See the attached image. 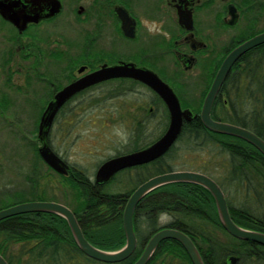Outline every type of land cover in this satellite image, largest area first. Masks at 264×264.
<instances>
[{"label":"flooded vegetation","instance_id":"obj_1","mask_svg":"<svg viewBox=\"0 0 264 264\" xmlns=\"http://www.w3.org/2000/svg\"><path fill=\"white\" fill-rule=\"evenodd\" d=\"M260 34L261 0H0V211L34 202L61 204L73 212L83 232L81 217L87 210L74 199L73 187L136 191L153 178L145 179L155 164L170 166L168 154L181 145L180 137L159 159L97 184L96 173L105 162L162 138L170 125L169 110L159 94L134 77L102 80L63 104L43 138L44 112L65 88L104 68L127 65L157 75L173 89L183 110L200 115L197 110L201 112L226 57ZM246 54L247 59L261 56V45ZM232 70L227 79L234 91L241 73ZM231 102L224 100L229 109ZM222 108L218 94L213 119ZM154 122L163 127L158 134ZM89 126L97 127L99 136H106L109 127L120 132L114 156L93 174L72 159L75 145L86 133L93 135ZM44 144L69 167L67 175L43 160ZM201 164L212 168V163ZM171 166V172L209 175L188 163ZM56 177L66 184L53 185ZM17 216L0 221V255L8 264H47L36 256L56 253L57 218L69 227L67 221L53 213ZM165 218L169 222L173 217L162 214L159 223Z\"/></svg>","mask_w":264,"mask_h":264},{"label":"trees","instance_id":"obj_2","mask_svg":"<svg viewBox=\"0 0 264 264\" xmlns=\"http://www.w3.org/2000/svg\"><path fill=\"white\" fill-rule=\"evenodd\" d=\"M261 12L264 13L263 8ZM247 55L232 70L241 73L239 89L231 90L230 78L223 84L219 93V104L223 108L214 120L247 128L264 139V45L261 46V56L247 59ZM226 99H232L230 109L224 103ZM197 112L200 113V109ZM180 143L168 154L170 166L155 164L153 173L145 179L171 172L174 169L171 165L176 162L188 163L195 170H206L210 176L212 171L201 163L211 164L212 157L224 156L225 162L216 167L221 179L211 178L224 191L232 219L244 228L264 233V214L261 215V206L264 207V156L241 139L210 132L200 118L185 124ZM183 148L198 156H185L182 160L175 154ZM204 151L209 155L206 159L202 158L201 152ZM77 190L75 197L87 210L81 217L85 238L102 250L121 249L126 244L123 229L125 203L134 189L123 193L103 192L95 186ZM231 190L235 193L233 197L243 196L242 203L234 204L229 196ZM165 213L173 218L165 226H160L159 217ZM134 218L138 247L129 259L116 264H135L143 254L146 242L163 228L177 229L190 236L205 264H230V257H236L237 264H264V247L229 235L220 223L212 195L199 185L180 183L158 188L139 203ZM57 221L60 235L56 239V253H41L36 259L41 258V262L47 264H108L87 257L78 248L65 221L60 217ZM148 264H192V261L178 241L165 240Z\"/></svg>","mask_w":264,"mask_h":264},{"label":"water","instance_id":"obj_3","mask_svg":"<svg viewBox=\"0 0 264 264\" xmlns=\"http://www.w3.org/2000/svg\"><path fill=\"white\" fill-rule=\"evenodd\" d=\"M260 45H264V32L241 44L226 57L205 98L200 115L195 114L191 110H183L181 102L173 89L163 83L157 75L140 69H130L127 65L115 66L104 68L61 91L44 112L40 133L41 135L43 134V138H45L62 105L82 89L102 80L117 77H134L150 86L165 101L170 114V125L162 138L149 148L130 155L110 159L101 165L96 173L97 184H107L119 171L154 161L165 155L182 134L185 122H191L198 116L205 128L210 132L241 139L255 147L264 156V139L247 128L227 122L217 121L211 116L213 104L232 68L248 51ZM43 140L45 141V139ZM40 154L43 160L58 173L63 175L68 174L69 167L65 165V163L55 155L46 144L40 149ZM180 183L199 185L210 192L216 205L220 223L229 235L238 240L253 242L264 247L263 232L244 228L234 222L230 214L226 195L221 186L210 176L193 171L171 172L158 175L143 183L136 191H134L128 199L123 214V229L126 236V244L116 251H106L92 245L85 238L73 212L61 204L34 202L16 205L0 211V221L26 213L57 214L67 221L78 248L87 257L102 263L116 264L129 259L137 249V237L134 229V213L138 204L148 194L158 188ZM165 240L178 241L189 255L192 264H205L203 257L193 240L186 233L171 228H164L157 232L149 240L143 254L135 264H148L160 244ZM228 261L230 264L238 263L236 257H230ZM0 264H8L1 255Z\"/></svg>","mask_w":264,"mask_h":264},{"label":"rangeland","instance_id":"obj_4","mask_svg":"<svg viewBox=\"0 0 264 264\" xmlns=\"http://www.w3.org/2000/svg\"><path fill=\"white\" fill-rule=\"evenodd\" d=\"M262 4H261V8L264 9V0H261ZM263 5V7H262ZM264 28V13L261 12V29ZM93 118H96V113H93ZM154 126L152 127L153 132L155 134L160 133V131H162L163 127L159 126L157 122L153 123ZM92 126L87 127V129H89L90 131H92L93 135H91V133H86L85 134V138L77 143L75 145V149L73 152V157L72 159L74 161L80 162L82 163V165L87 168L89 170V172L91 174H93L94 169H96V166L99 165L101 162L107 160L108 158L114 156L115 151L117 150V148L119 147V140H120V132H118L117 128L114 127H109L107 128L106 132L107 135L103 136L100 133V136L98 135V128L94 127L91 128ZM109 135H112L114 137L110 138ZM198 153V152H197ZM195 154V155H193ZM202 154V158L206 159L209 157L207 152H201ZM177 157H182V160L185 156H188L187 158L191 157H197L198 155L196 153H190L186 150V149H182L180 151H178L175 154ZM181 159V158H180ZM215 159V160H214ZM225 162V157L221 156L215 158L212 157V168H211V175L210 177H218L219 179H221L220 176V170L215 169L214 167H218L221 163L223 164ZM42 170L46 171V167L42 164ZM93 171V172H92ZM51 183L53 185H58L61 186V184L63 183V185H65V181L63 182L59 177L56 178H52L51 179ZM62 187V186H61ZM60 187V188H61ZM73 192H74V199L78 200L79 198L75 197V193H78L77 188L73 187ZM115 191H118L117 189H115ZM60 194V193H59ZM235 195V193L231 190L229 191V196L231 197L230 199H232L234 201V204L238 205L240 203H242L243 201V196L240 198H236L233 197ZM258 205L255 204V207H257ZM264 214V207L262 208L261 206V215ZM264 216V215H263ZM168 223V220L163 219V221H160L159 225L160 226H165Z\"/></svg>","mask_w":264,"mask_h":264}]
</instances>
